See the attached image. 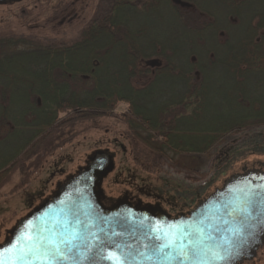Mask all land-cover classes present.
I'll use <instances>...</instances> for the list:
<instances>
[{
    "label": "trees",
    "instance_id": "16d2710c",
    "mask_svg": "<svg viewBox=\"0 0 264 264\" xmlns=\"http://www.w3.org/2000/svg\"><path fill=\"white\" fill-rule=\"evenodd\" d=\"M20 2L32 13L20 10L19 21L43 11L41 0L13 1ZM213 3L59 0L41 24L75 27L73 39L0 29V134L19 140L0 159V190L15 176L11 192L24 187L49 156L114 114L119 103L127 104L118 119L133 159L147 171L160 168L170 151L208 153L225 134L264 124L258 93H264V0ZM163 8L185 30H212L214 46L206 48L205 62L193 42L180 52L135 20ZM219 46L226 49L222 59ZM210 67L232 74L236 106L245 110L219 128L194 126L193 120L206 105ZM168 77L173 80L167 83Z\"/></svg>",
    "mask_w": 264,
    "mask_h": 264
},
{
    "label": "water",
    "instance_id": "95a60500",
    "mask_svg": "<svg viewBox=\"0 0 264 264\" xmlns=\"http://www.w3.org/2000/svg\"><path fill=\"white\" fill-rule=\"evenodd\" d=\"M10 1L18 0L0 3ZM113 165L106 150L91 153L83 167L58 183L8 231L0 244V264H11L16 256L13 246H24L27 235L47 241L69 232L80 237L77 247L57 264H111L104 259L109 254L125 264H198L205 260L207 264H242L264 246V162L245 163L191 210L173 216L158 205L132 204L125 198L105 205L101 181ZM238 207H247L250 214L234 211ZM198 238L228 259L215 261L211 254H189L181 259V251L187 252ZM17 264H43V258L27 256Z\"/></svg>",
    "mask_w": 264,
    "mask_h": 264
},
{
    "label": "rangeland",
    "instance_id": "374dc122",
    "mask_svg": "<svg viewBox=\"0 0 264 264\" xmlns=\"http://www.w3.org/2000/svg\"><path fill=\"white\" fill-rule=\"evenodd\" d=\"M42 1L43 11L38 15L33 12L31 18H28L29 15L20 18V21L17 18L21 15L20 10L32 13V8L24 6L21 2L0 3V29L34 38L55 36L63 41L73 39L75 27L59 25L52 28L48 24H41L47 17L49 8L55 6L59 0ZM203 1L210 3L213 8V1L216 0ZM135 20L140 22L149 36L174 45L180 52L185 53L188 40L193 42V48L201 55V62H205L206 48L214 46L211 29L207 28L201 32L185 30L165 8L159 14L151 15V18L139 17ZM217 52L222 59L226 49L219 46ZM210 68L212 70L205 89L206 105L193 120L194 126L201 123L211 128H219L239 119L245 110L236 106L233 90L234 85L238 84L231 81L232 74L217 72L215 67ZM172 80L168 77L165 82ZM250 83H253V78ZM241 86L245 89L244 83H241ZM258 93L264 99V93ZM126 109L127 104L119 103L114 109V114L98 118L95 126L89 124L74 140L49 156L21 189L11 192L18 180V176H15L10 184L0 190V244L20 218L47 198L58 183L83 167L87 156L96 150H106L112 156L114 164L113 169L102 178L103 194L115 198L125 191H130L142 202H154L156 198L153 192L157 193L166 187H173L180 193H195L199 200L214 188L221 186L231 172L238 171L245 163L252 165L264 162V124H259L225 134L208 153L170 151L165 155V163L160 168L144 170L134 161L131 146L125 137L126 127L118 119ZM17 141L19 140L13 135L6 137L5 133L0 134V159L12 150ZM262 250L261 256L256 252L245 264H264V246Z\"/></svg>",
    "mask_w": 264,
    "mask_h": 264
},
{
    "label": "snow or ice",
    "instance_id": "6c2138e0",
    "mask_svg": "<svg viewBox=\"0 0 264 264\" xmlns=\"http://www.w3.org/2000/svg\"><path fill=\"white\" fill-rule=\"evenodd\" d=\"M250 203V200L248 201ZM242 215H249L247 207H238L234 209ZM240 229H234V232H238ZM80 237L75 232H69L66 235L61 236L59 239H52L45 241L44 238H34L31 235H27L25 240L27 243L22 247L12 248V251L16 253L15 259L11 264H17V261L23 260L27 256H39L43 258V264H57V261L67 259V252L77 247V242ZM211 240V237H209ZM168 247V245H162L161 248ZM9 249H3V252H8ZM203 255L208 256L211 254V258L215 261H226L228 256L221 254V252L214 250L211 247H207L203 239L198 238L192 242V246L187 252L183 250L180 253V258H187L188 255ZM2 255V253H0ZM104 259L110 260L111 264H125L124 260L113 254H109ZM198 264H207V261L198 262Z\"/></svg>",
    "mask_w": 264,
    "mask_h": 264
},
{
    "label": "flooded vegetation",
    "instance_id": "af4514ba",
    "mask_svg": "<svg viewBox=\"0 0 264 264\" xmlns=\"http://www.w3.org/2000/svg\"><path fill=\"white\" fill-rule=\"evenodd\" d=\"M241 1H243L244 3L247 2V0H233V2H236V4H240ZM236 7L239 8V6L237 5ZM86 162L87 160L85 161V164ZM153 194H154V198H156L154 202H150V201L142 202L139 197H137L130 191H125L115 198H110L105 194H103V203L105 205H109L114 200L125 198L127 201H129L132 204H136L137 202H140L141 204L158 205L160 206V208H162L163 210L168 212L171 216H173L178 213L188 212L195 206L198 200V197L196 196L195 193H188V194L180 193L176 191L173 187H166L164 189H160L157 193L153 192ZM262 248L263 246L256 251L258 252L259 255L260 252L263 251ZM245 263L246 261L243 262L242 264Z\"/></svg>",
    "mask_w": 264,
    "mask_h": 264
}]
</instances>
